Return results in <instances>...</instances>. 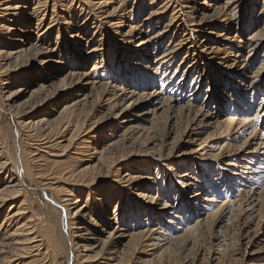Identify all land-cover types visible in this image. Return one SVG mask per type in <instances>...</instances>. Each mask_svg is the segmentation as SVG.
I'll return each instance as SVG.
<instances>
[{"label":"bare ground","instance_id":"obj_1","mask_svg":"<svg viewBox=\"0 0 264 264\" xmlns=\"http://www.w3.org/2000/svg\"><path fill=\"white\" fill-rule=\"evenodd\" d=\"M75 1H78V5L72 8V3ZM129 1L0 0V208L9 200H13L0 223V250L3 251L6 246L9 249L10 243H13L17 255L14 260H20L16 264H33L35 261H43L42 259L50 260V264H70L72 257L74 264H90L91 261H100V264H137L133 262L136 257L134 254L137 253L153 255L149 259L145 258L141 264H153L155 259L159 260V264H171L169 257H162L169 252L175 253L179 243L186 241L184 239L186 234H190V240L199 236L200 228L223 211L227 202L222 203L212 213H210L211 210L208 212L209 207L214 204L216 199L213 196H203L199 191L191 197V201L196 202L198 210L203 207L199 212L202 217L193 226L184 229L182 224H178L176 219L180 214L176 211L169 213L171 216L165 221L168 226H159L162 222H159L157 227L155 224L151 226V218L146 224L136 222L130 226L128 222L139 218L142 213L140 210L146 209L134 201L147 205L150 216H153L155 211L165 215L164 213L171 209L172 204L152 193L154 189L148 183H155L156 178L153 175L137 173L135 168L129 167V164H134L130 161L133 154L110 156L120 142L130 139L131 136H128L127 129L123 128L134 119L146 121L150 119V115L166 111L164 105L165 87L170 83L169 78H174L180 72L181 65L186 61L190 60V65L183 66L185 69L182 71L183 79L187 75V70L191 71L192 82L197 83V89L205 74L201 73L199 65L193 62L195 59L197 61L200 59L208 62L213 61V70L223 67L228 71L227 82L219 83V80L215 79L212 74L209 84L210 88L214 85V90L218 85L224 87V91L221 93L223 97H215L216 102L220 101V109L214 113L211 111L212 108L206 111L200 107L201 114L198 113L196 116H202V119L196 118L195 123L214 129L225 125L227 129L236 127L237 130H241L243 126L246 128L255 126L253 117L256 124H261L264 121V96H262V101H260L254 116L244 110L245 115L241 121H239L241 115H238L239 119L231 115H228L226 119H220V115L223 112L226 113L229 107L226 97L233 102L230 98L233 89L232 82L237 85V91L239 87H242V92H238V94L242 93L241 97L245 95L244 93H249V99L252 100L253 95L256 94L257 85L259 84L258 87H260L261 74L264 70V52L261 53V58L259 57L260 51H264V0L262 8L257 14L258 18L252 17L255 0H247L250 10L245 14L244 22L242 21L244 0H225L223 5H217L218 0H203V2L200 0H134V5L127 9L125 4ZM146 2H148V15L140 21L141 12L144 10ZM141 3L142 5H140ZM232 5L235 6L230 12ZM139 7V11L136 10ZM236 7L238 8L234 9ZM189 8L195 11L196 20L191 19L192 12H188ZM73 9H75L74 12H72ZM64 14L65 16H63ZM90 14L95 20L93 27L96 29L93 36L97 35V41L101 39V43L97 45L93 44L96 43V39L89 34L88 30ZM169 15V21L165 22ZM33 19L37 20L36 26L32 24ZM220 21L227 28L218 34L217 38H214L212 36L215 33L214 27L219 25ZM127 22L129 23L127 24ZM184 22H186L185 27L189 29L183 28ZM163 23L164 25L155 34L148 35L151 29ZM243 25L250 31L245 39L242 37ZM74 27H76V33H66L68 28L74 31ZM34 34H36V38L32 39ZM54 35L57 40L53 46ZM112 35H117L111 43L112 51H117L119 57V53L122 51L127 58L139 59L136 63L137 68L124 69L127 58L125 55L121 57L118 65L120 68H115L119 72V77L121 76L122 83L120 84L122 85L102 81V76L99 74L102 72L103 78L105 76L113 78L116 75L115 73L111 74L114 71L108 70L103 64L106 54L109 53L106 49V46L110 44L108 39ZM201 36L202 40H200ZM98 37L100 38L98 39ZM4 39H7V42L3 41ZM199 40L203 46L200 50L197 44ZM85 42L87 49L84 45ZM72 43L75 45L72 46ZM121 44L128 48H122ZM82 46L83 49H81ZM151 49L153 52H150ZM182 52L183 59L174 74L166 76L169 70L168 66H172L170 63L176 61ZM29 56L30 58H28ZM31 58H33L32 61ZM259 58L261 61H259V65L255 69L251 68V66H255ZM94 59L95 62L90 66V69L85 70L84 66ZM168 63L169 65H167ZM189 67L190 69H188ZM29 69L33 70L37 78L35 82H32L33 85L25 83L28 75L32 74L28 73ZM39 69H41V73L37 71ZM42 70L48 71V76L45 79ZM124 71L130 72L133 78V82L129 83L132 86L129 88L124 86L126 85L124 84L126 79ZM161 73L160 84L163 88L160 91L147 92L150 84L148 82L154 81ZM58 76L60 77L58 78ZM20 77L22 78L20 86L11 88ZM194 77L198 78V81ZM114 78L113 82L116 80ZM111 80L110 78L109 81ZM63 82L64 84L61 86L60 84ZM95 88L109 90L111 97L116 95L121 97V101H124L126 106L120 112L129 111V114L121 117L119 121L122 132L110 134L111 137H107L104 142L100 140L99 146L90 148V143H97L95 138L100 132L96 131L100 130V127L98 125L97 128H94L96 133L87 132L86 134V116H83V108L91 101ZM199 93L200 91L197 95ZM41 94H45L46 100L50 101V106L53 107L50 110L53 118L39 120V123L46 125V128L39 134L42 137L39 142L33 144L34 150L39 153L32 154L33 151L27 144L35 138L32 132L36 130L34 128L36 122L34 123L32 118L39 109V104L35 101L34 104L29 105V101H32L33 98L36 99ZM69 96L75 98L69 100ZM224 97L225 103H223ZM104 100L110 101V99ZM140 100L148 101L146 111L139 112L137 110L142 105ZM61 101L65 104L59 107L58 103ZM174 102V107L178 108V112L184 110L185 105H180L181 101L178 98H175ZM223 109L225 111H222ZM5 112L16 115L20 128L12 133L15 146L11 147L1 126V119ZM120 114H116V118L120 117ZM251 117L252 119H250ZM94 126L96 127V123ZM201 128L202 126H197L200 131ZM197 129L196 131L193 129L194 133L191 137L198 136ZM64 131H68L70 134L67 135V132L62 134ZM211 134L213 133L210 132L208 137L212 136ZM86 135H90L89 139H85L88 137ZM261 136L263 137H253V141L259 146L264 144V132ZM58 137L65 139L57 141ZM54 145L63 148L65 152H62L64 153L62 155H66L67 159L70 156L82 159V164L76 167L72 166L73 169L68 167L69 169L66 171L62 169L60 172L64 173L66 183L71 187H59L58 178L55 179L59 173L56 174L54 170L45 168L46 163L42 164L41 162L45 157L42 151H46L47 148ZM47 151L46 153L50 156ZM150 151L151 149H148L147 152ZM146 155L145 152L137 154L141 157ZM244 161L246 160L244 159ZM124 165L127 166V171L121 175L120 171ZM106 166L112 168V172H116V174L113 172L114 181L119 184L121 190H125L124 187L133 190L129 194L131 197H120V204L116 206L110 217L101 215L104 210L109 209L106 200L97 195L94 190L92 192V188H90L96 183L95 175L99 176L101 168ZM28 180L35 183V190L40 189L53 202L51 211L56 215L58 229L52 222L43 226L36 222L34 219L36 216L33 218V212H30L26 198L30 187ZM76 188L80 190L79 194L84 191L83 189L88 188L89 197H95V204L91 203L92 200L90 202L88 200V204L77 208ZM81 188L83 189L81 190ZM49 191L51 194L48 193ZM119 193L123 195L122 191ZM114 223L117 225L110 230V225ZM5 225L10 226L9 230ZM182 231L184 233H181ZM8 240L10 243L7 242ZM248 246L249 244L246 248ZM85 252L93 253L92 256L90 255L93 260L86 257ZM27 258L29 260H26ZM63 258L65 259L63 260Z\"/></svg>","mask_w":264,"mask_h":264},{"label":"rangeland","instance_id":"obj_2","mask_svg":"<svg viewBox=\"0 0 264 264\" xmlns=\"http://www.w3.org/2000/svg\"><path fill=\"white\" fill-rule=\"evenodd\" d=\"M200 2H203V0H200ZM262 2L263 0H255L252 8V17L258 18L257 14L262 8ZM224 3L225 0H218L217 5H223ZM244 3L245 6L243 10V22L245 21V14L250 10L247 0H244ZM72 5V8H75L78 5V1L72 3ZM132 5H134V0H130L128 3H126L125 7L127 9H130ZM140 5H142V3ZM147 6L148 2L144 4V10L141 12V16L139 19L140 21H142L148 15ZM234 6L235 5H232L230 7V12H232ZM237 8L238 7L234 9ZM139 9L140 7L136 10L139 11ZM58 10L60 11V9ZM189 10L188 12H192V14H190L192 16L191 19L196 20L195 11L192 8H189ZM74 11L75 9L72 10V12ZM85 15L88 16L89 14ZM170 15L165 22L169 21ZM63 16H65V14ZM89 20V34L96 39L97 35L93 36V33L96 29L93 27V22L95 20L93 19V16L91 14ZM32 22L33 26H36L35 24L37 20L33 19ZM128 23L129 22H127V24ZM164 23L158 27H155L154 29H151L148 35L155 34L158 29L164 25ZM185 25L186 22H184L183 25L184 29L187 28L185 27ZM223 25L224 23L220 21L219 25L214 27L215 33L214 35H212L214 38H217L218 34H221L222 32H224V30H226L227 27H224ZM74 29V31H71V29L69 28L66 29L70 31H67L66 33H76V27H74ZM101 31L104 32L103 30ZM249 32L250 31L243 25V39L248 36ZM33 37L36 38V34L32 36V39ZM115 37H117V35H112L108 39L110 44L106 46V49L109 53L106 54L105 60H103V64L106 68H108V70L112 69L114 71L111 72V74H116V77H113L114 80H116L115 82H113V78L111 76H105L103 78L102 72H100L99 74L102 76V81H108L111 84H120L122 83V80L120 81L121 76L119 77L117 68H120L118 65L121 61V57H123L125 53L119 51V57L117 51H112L111 43H113ZM99 38L100 37H98V39ZM202 39L203 37L201 36L200 40ZM6 40L7 39H4L3 41L7 42ZM56 40L57 39L54 35L53 46L56 44ZM200 40L197 43L199 50L203 47ZM100 43L101 39L98 41L96 39V43L93 44L97 45ZM71 45L74 46L75 44L72 43ZM84 45H86L87 49L86 42L84 43ZM121 47L128 48L124 44H121ZM81 49H83V46ZM150 52H153V49H151ZM263 52V50L260 51L259 57ZM182 55L183 52L179 54L176 61L170 63V65L172 66H168L169 70L167 71L166 76H172L174 74L175 69L179 66L183 59ZM28 58H30V56ZM260 58L256 61L255 66H251V68L255 69V67L259 65ZM32 60L33 58H31V61ZM138 60L139 59L135 57L127 58L124 63V69L130 67L137 68L136 63L138 62ZM94 62L95 59L86 64L84 66V69H90V66ZM193 62L196 63V65H199V67L201 68H199V70L201 71V73L205 74V77H202V80H200L199 82L198 89L196 85L197 83L194 84L192 82L193 76L191 77V71L187 70V75L184 76L185 80L183 79L182 71L185 70L183 66L186 65L187 67L190 65V60L188 62L186 61V63L181 65V70H179L180 72H178L174 76V78H169L170 83L165 87L164 105L166 111H159V113H157L156 115H150V119L146 121H143L142 119H134L128 126L123 128L124 130L127 129L128 136H131V140L129 139L120 142L113 150L112 155H110L112 157H118L121 154H133L130 161H132L134 164H129V167L135 168V172L137 173H144L147 175L150 174L149 176L153 175V177L156 178L155 183H148V185L154 189L152 193H154L159 198L166 199L167 202L172 204L171 209H168V211L164 213L165 215H163V213L159 211H155L153 216H150L147 205L134 201V203L146 209L140 210L142 212L141 216L134 221H129L128 224L130 226L134 225L136 222H142L143 224H146V222H149L151 218V226L155 224V227H157L159 225V222H162V224L159 226H168L167 222L165 221L169 218V216H171L169 215V213L176 211L178 212V214H180L179 218L176 219V221H178V224H182V226H184V229L189 228L193 226L194 223L199 221V219H201L200 217H202L199 212L202 211L201 209L203 207H199L200 210H198L196 202L191 201V197L196 192L200 191L203 196H213L216 199L214 204H212L208 209V212L211 210L210 213L215 211L217 207H219L222 203L227 202L228 204L226 203L223 211L218 213L216 217L211 218L209 222H207L200 228L198 233L199 236L195 237V239L192 238L190 240V234H186L184 238L186 239V241H184L183 243H179L180 245L176 247V252H169V254H165V256H163L162 258L166 256L167 258L169 257L171 264H264V144H262V146H259V144H256L253 141V137H263L261 136V134H263L264 132V121L261 122V124H256V120L253 117V123L255 124V126H249L247 128L243 126L241 130H237L236 127L227 129L225 125L214 129L210 126H203L202 124L195 123L196 118H198L199 120L202 119V116H196L198 113H200V107H202L206 111L207 109L212 108L211 111H213L214 113L217 112L216 110L220 109L221 106L219 98H217L219 101L218 103L216 102L215 97H223L221 93L224 91V87L218 85L217 89L214 90V85H212V88H210L209 84L212 79V74H214L213 77L215 79L219 80V83L222 84L225 81L227 82L226 75L228 71L223 67H221V69L216 68L213 70V61L208 62L204 59H200L197 61L195 59ZM167 65H169V63ZM190 67L188 69H190ZM37 71H40L39 73H41V69ZM29 72L34 75H28L25 83L33 85L34 83L32 82H35L37 78L32 69H29L28 73ZM47 72V70H42L44 79L48 76ZM127 72L128 71H124V74H126L127 76L125 75L126 79L124 84L126 85H123L129 88L130 86H132L129 85V83L133 82V78L131 77V73ZM60 76H58V78ZM110 78L112 79V82L109 81ZM161 78L162 73L154 81H149L148 84H150L148 86L147 92L151 93L153 92V90L160 91L163 88L160 84ZM21 79L22 78L20 77L18 82H16L15 85H13L11 88L20 86ZM195 80L198 81V78H196ZM191 83L194 85H192ZM63 84L64 82L60 85L63 86ZM232 86V96L230 98L233 100V102L226 97V101H228L229 107L226 110V113L223 112L222 115H220V119H226L228 115H231L232 117H235L237 119H239L240 117L239 121H241V118H243L245 115L244 110L249 111V114L254 116V114L257 113V108L259 107L260 101H262V96H264V70L261 74L260 87H258V84L256 87V94L253 95V100L249 99V93H244L246 96L243 94V99V97H241L242 93L238 94V92H242V87H239L237 91V85L232 82ZM199 91L200 93L197 95ZM92 95L93 96L91 98V101L83 108V116H86V134L87 132H95L94 128H97L98 125V127H100V130L96 132L100 133H97V138H95L97 140V143H90V148L99 146L101 144L100 140H103L104 142L107 137H111L110 134H119L120 132H122L119 121L121 120V117L129 114V111H124L122 112L123 114L120 112L121 109L126 106V104L124 103V101H121V97L119 98V96L117 95L111 97L109 90L95 88V91H93ZM46 97L47 96H45V94H41L37 98L35 97L36 99L33 98L32 101H29V105L34 104L35 101L39 104V109L32 118L34 123L36 122L34 126L36 130L32 132L36 139L33 138L34 141L32 140L27 144V146H29V149L33 151L32 154H35L36 152L37 154L39 153L38 151L34 150L33 144L35 142H39L40 138H42L39 134L44 132L46 128V125H44L43 123H39V120L41 118H53L50 111L53 107L50 106V101L46 100ZM69 97V100H73L75 98L74 96ZM173 97L174 99L172 100ZM175 98H178L181 101L180 105H185L183 111L178 112V108L176 106L174 107ZM104 99H110V101H106ZM224 100L225 97L223 99V103H225ZM139 102L142 105L139 104L141 106H139L137 110L139 112L146 111L148 109V101L145 100L142 102V100H140ZM64 104L65 103H63V101L58 103V105H60L59 107H62ZM224 106L227 107L226 104H224ZM222 111H225V109H223ZM116 114H120V117L116 118ZM12 115L14 114L5 112L1 119V126L3 128V132L6 134V138L8 139L10 147L15 146L14 139L12 138V133H15L17 131V128L20 129L19 123H17L16 115ZM238 115L241 116L238 117ZM250 119H252V117ZM94 123H96V127L94 126ZM197 126H202L201 131L197 129ZM195 128L197 129V132H199L197 134L198 136L191 137V135L194 133L193 129L196 131ZM65 132L68 133L67 135L70 134L68 131H64V133L62 134H65ZM208 132H212V136L208 137ZM90 135H86V137H88L85 139H89ZM64 139L65 138L63 137H58L57 141ZM148 149H151V151L147 152ZM47 150L49 151L50 156L46 153ZM47 150L42 151V153L45 154V157L41 161L42 164L46 163L45 168L54 170L56 174L59 173L55 178H58L57 180L59 182V187H71V185H68L66 183L67 180L65 179L64 173L61 174L60 172L62 171V169L63 171H66L69 169L68 167L72 168V166L76 167L82 164V159H75L71 156V158L69 157L67 159L66 155H62L64 154L62 152L65 151L63 150V148L61 149V147H58V145L51 146L47 148ZM142 152H145V154L147 155L145 157L137 156L138 153L141 154ZM58 159H62L61 162H59ZM244 159L246 161H244ZM126 167L127 166L124 165L121 169V175H124V173L127 171ZM112 170L113 169L109 166L101 168V170L99 171L100 175H95L94 177V180L96 179V183L92 185V187H90L92 188V192L95 191L97 195H100L103 199L106 200L104 201L108 204L109 209L104 210L101 215H106L107 217L112 216L116 206L120 204V197H131L129 194L133 192V190L126 189L125 187V190H121L119 184L115 183L114 181V174H116V172L113 171L115 172L113 174ZM28 183L30 184V187L28 188L26 198L28 206L31 207H29V210L30 212H33V218L36 216L34 218L36 222L41 223V225L43 226H47L48 222H52L54 224V227L58 229L59 224L57 222V218H55L56 215L51 211L53 202H51V200L48 199L49 197H46L40 189H34V182L28 180ZM164 187H167V189H164ZM82 189L83 188H81V190ZM87 189L88 188H86V190L83 189L84 191L79 194L80 190L76 188L75 191L78 195L77 208H79L81 205L88 204L91 200V203L95 204V197H89L90 192L89 189ZM119 191H122L123 195H121ZM48 193L51 194L50 191ZM88 200L89 202H87ZM12 202L13 200H9L0 208V223L2 222L4 216L7 214ZM198 203L201 204L200 202ZM123 204L125 203L123 202ZM237 207L240 209H238ZM116 225L117 224L115 223L110 225L109 229H113ZM5 226L6 229L9 230L10 226ZM181 233H184V231H182ZM9 241L10 240H8L7 242ZM247 244H249V246L246 248ZM6 248L4 250L2 248L3 251L0 250V264H16L17 261H20L14 260L17 255L13 243H10L9 249L7 246ZM84 254H86V257H88L89 259H92L90 255L92 256L93 253L85 252ZM134 255L136 257L133 262H136L137 264H141V261L143 262L145 258L149 259L153 257V255H147V253H137ZM64 259L65 258H63V260ZM26 260H29V258H27ZM42 260L43 261L41 262L35 261L33 262V264H50V260ZM73 260L74 259L72 257L70 259V264H74ZM93 263L100 264V261H91L90 264ZM159 263L160 262L159 260L157 261V259H155V261L153 262V264Z\"/></svg>","mask_w":264,"mask_h":264}]
</instances>
